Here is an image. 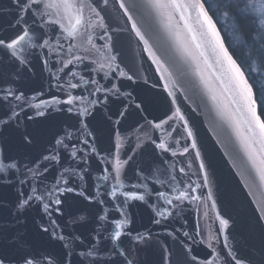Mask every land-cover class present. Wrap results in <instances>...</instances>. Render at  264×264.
Returning a JSON list of instances; mask_svg holds the SVG:
<instances>
[{
	"label": "water",
	"instance_id": "1",
	"mask_svg": "<svg viewBox=\"0 0 264 264\" xmlns=\"http://www.w3.org/2000/svg\"><path fill=\"white\" fill-rule=\"evenodd\" d=\"M205 11L232 55L207 7ZM18 14L23 13L13 0H0V36L17 30ZM103 15L108 39L98 43L109 46L115 58L113 66L119 63L125 78L112 81L120 93L106 100L101 96L103 103L95 108L83 105L93 112L80 118L87 128L77 123V117L69 114L66 106L51 100L53 95L61 99L64 96L50 81L52 61L43 63L44 54L39 48L28 56L27 66L0 49V88L23 93L32 105L18 109V121L0 124V160L8 162L12 158L21 163L15 175L0 172V256L6 258L5 264H19L26 253L37 258L36 264H68L69 256L71 264H81L80 258L72 255L84 250L76 238L87 244L102 226L115 230L114 223L121 225L117 246L127 250L126 257H115V264H206L208 260L234 264L232 257L241 258L243 264H264V180L260 177L259 158H252L258 145L249 147L248 126L232 90L229 63L226 58L217 63L219 47L215 54L207 43L197 48L176 14L169 23L154 9L145 7L133 13L135 20L129 22L109 0ZM132 23H136L142 39L132 30ZM188 24L198 36L201 26L196 23L195 13H191ZM94 58L108 62L101 60L100 54ZM77 75L85 73L78 71ZM128 75L133 80H127ZM11 103L15 107L22 102L13 99ZM6 110V105H0V113ZM121 111H126L124 117L118 115ZM165 120L170 128L167 124L154 128ZM70 125L83 129L80 138L86 136L90 147L86 162L79 166L70 159L51 165L45 182L50 188L55 186L54 177L63 172L67 179L76 169L73 183L67 185L74 191L64 192L61 197L62 212L49 217L42 203L37 206L35 202L18 209L20 192L28 191L27 186L21 189L17 182L24 172L23 165L48 155ZM153 139L157 143L163 140L170 146L169 151L160 152ZM116 145L121 147L117 149ZM129 157L132 159L125 164ZM140 170L146 182L140 179ZM117 174L118 184L111 178ZM59 187L61 191L65 188L63 180ZM153 188L167 191L168 198L185 191L189 198L168 206L172 214L156 224L153 221L160 219L157 208H164L154 194H149ZM141 195L144 200L138 199ZM101 215L107 216V224L98 220ZM221 219L228 221L227 226L220 223ZM45 227L48 233L42 231ZM53 232L65 239L54 238ZM138 235L145 239L137 242ZM111 246V242L105 245ZM102 255L105 264L113 258L111 251ZM83 264L93 261L85 259Z\"/></svg>",
	"mask_w": 264,
	"mask_h": 264
},
{
	"label": "snow or ice",
	"instance_id": "2",
	"mask_svg": "<svg viewBox=\"0 0 264 264\" xmlns=\"http://www.w3.org/2000/svg\"><path fill=\"white\" fill-rule=\"evenodd\" d=\"M13 2L23 14L17 15L15 25L17 30H14L13 34L0 36V49L4 50L18 64L27 66L29 63L28 56L32 55L36 48H39L44 54L42 62L48 64L49 60L52 61L50 65L52 72L49 73L50 81L55 82V88L64 96L61 99L53 95L51 100L66 106V111L77 117V123L83 124L84 128H87L85 121L80 118L91 116L93 112L83 105L87 104L95 108V106L103 103L101 96L106 100L108 96L120 93V88L112 81L113 79L122 80L125 78L120 64L116 63L113 66L112 61L115 58L110 55L109 46L98 43V41L108 39V26L105 23L106 17L103 13L108 9L109 0H13ZM112 6L117 11L122 12L129 22L135 20L133 13L145 7L154 9L162 17L168 19L169 23L172 15L176 14L179 16V21L187 28L192 41L196 42L195 46L197 48L207 43L215 54L217 47H219L220 52L217 55V63L221 61V58H226L229 63V70L233 74L230 76L232 90L236 97V103L239 105V111L248 126L249 147L251 148L253 144L258 145L252 158L253 160L259 158L260 177L264 180V122H262L257 111L256 93L254 88L248 85L238 61L230 55L221 42L213 21L205 11L206 0H203V2L202 0H146L145 3H137L136 0H132V3H127L126 0H112ZM191 13L196 14V23L201 26V31L198 33L199 40L197 34H193V28L188 24ZM260 23L261 27H264V20ZM132 30L136 32L137 37L143 38L136 23H132ZM177 38L179 39V37ZM181 46L185 52H188L183 43H181ZM29 49L32 51H29ZM97 54H100L101 60L107 59L108 62H99L94 58ZM188 54L191 55L190 52ZM78 71H82L85 75L78 76ZM126 79L131 81L133 77L128 75ZM78 90L82 91L79 95H76L75 92ZM13 99L22 103H18L13 107L11 103ZM41 103L45 102L41 101ZM0 105L7 106V110L0 113V124L4 126L9 125L13 120H19L20 111L18 109L22 110L26 106L32 107L28 104L23 93H17L9 87L0 88ZM81 106H83V111H80ZM37 115H43V112H37ZM118 115L124 117L126 111L118 112ZM31 118L29 117V119ZM169 119H174V117ZM180 119H183V117L181 116ZM149 123L151 124V122ZM165 124L169 128L171 127L168 121L165 120L156 123L154 128L159 129ZM257 130H259L258 135ZM82 134L83 129L77 127V125H70L63 138L55 141V146L48 155H42L23 165L24 172L17 182L21 185V189L27 186L28 191L26 193L24 191L20 192L17 200L18 209L22 210L25 207H30L35 202L37 206L42 203L43 209L49 217L62 212L64 200L61 197L64 192L74 191L73 188L67 187V185L73 183L76 169H73V176L67 179L63 172L58 177H54L56 181L54 187H48L45 182L48 179V173L52 170L51 165L53 163L60 164L62 159H70L77 162L79 166L86 162L90 142L86 136L81 139ZM189 135L191 134L189 133ZM25 139L28 140L29 138L26 136ZM151 142L162 153L168 152L170 149V146L166 145L163 140L157 143L153 139ZM115 147L119 149L121 145ZM81 153L83 155H80ZM173 154L176 155V153ZM131 159L132 157H129L125 164ZM20 168L21 163L12 158H9L8 162L0 160V172H12L15 175V172ZM80 178L84 179V176L81 175ZM111 178L117 184L120 182L118 174ZM140 179L144 182L147 181L143 170H140ZM175 179L176 177L173 176L172 180ZM60 180H63L65 184L63 191L59 187ZM156 183L157 181H153V184ZM160 184L163 186V182H160ZM132 187L136 188L137 185L133 184ZM172 190L175 191V188ZM149 194H154L164 208L163 211L157 208L160 219L153 221L156 224L161 223V220L167 219V215L172 214L168 206L173 205L175 201H183L189 198V193L185 191H181L179 196L168 198V192L161 191L159 188H153ZM80 195H84V193L81 192ZM109 195H114V192L109 193ZM52 196H56V198L51 199ZM138 199L144 200V196L141 195ZM45 200H47L46 203H44ZM99 203L103 204L104 201ZM261 211H264V209H261ZM261 218L264 219V217ZM98 220L104 221L105 224L108 223L105 215L99 216ZM50 223L56 224L57 221L51 220ZM220 223L227 226L228 221L221 219ZM114 228L115 230H110L108 227L102 226V230L95 232L87 244L77 237L76 240L79 246L84 250L74 252L72 255L78 256L81 264L85 259H91L93 264H105L102 252L106 253L108 251L113 253V258L107 260L106 264H115V257H126L127 250L117 246V242L122 236L121 225L114 223ZM42 231L48 233L49 229L45 227ZM53 237L60 240L65 239L63 235L56 237L54 232ZM143 239L145 237L137 236V242ZM108 242H111V248L105 247ZM209 255L211 256L212 253ZM228 255L231 256V252ZM5 259V257L0 256V264H5ZM36 259L35 256L26 253L20 257L19 264H36ZM192 259L195 261L196 257L193 256ZM232 260L234 264H243L242 259L239 257H232ZM68 264H71L70 256ZM123 264H130V262L125 261ZM206 264H213V262L208 260Z\"/></svg>",
	"mask_w": 264,
	"mask_h": 264
},
{
	"label": "rangeland",
	"instance_id": "3",
	"mask_svg": "<svg viewBox=\"0 0 264 264\" xmlns=\"http://www.w3.org/2000/svg\"><path fill=\"white\" fill-rule=\"evenodd\" d=\"M210 7L214 10L215 16L218 21L221 23L225 34L230 40V43L233 47L239 48L237 50L238 54L241 56V60L244 62L247 72L257 81L262 82L264 79V61L258 64V61L254 60L252 57L247 56V51L245 50L244 45L241 42V36L237 30L234 28L233 15L228 11V5H233L236 7L237 11L248 14L254 30L258 31V34L255 33L254 37H260L264 40V27H261V21L264 20V0H230V3L221 4L218 0H206ZM222 3L224 0H221ZM251 37L250 40L251 46L256 45V38ZM239 43V44H238ZM242 47V49H241ZM263 48V47H261ZM241 49V50H240ZM257 51V52H256ZM253 54L260 59L264 60V49L260 50L258 48L253 49ZM258 53V54H257ZM248 57V58H247Z\"/></svg>",
	"mask_w": 264,
	"mask_h": 264
},
{
	"label": "trees",
	"instance_id": "4",
	"mask_svg": "<svg viewBox=\"0 0 264 264\" xmlns=\"http://www.w3.org/2000/svg\"><path fill=\"white\" fill-rule=\"evenodd\" d=\"M218 2H222V1L221 0H218ZM227 3L229 4L230 3V0H224L222 4H224L226 6ZM207 5H208V7L210 9L209 11H211L210 13H211L212 17L216 21L217 18L215 16L214 10L210 7V5L208 4V2H207ZM228 11H229V13L231 15H233V20H235V23H236V29L235 30H237V32H239V34L241 36V42H242V45H244L245 50L247 51V56L248 57H252L254 60H256V62L258 61V64L260 62H263L264 61L263 59H260L257 56L252 55L253 54L252 53L253 52V49L255 47L258 48V49H260V50H263L264 49V40L261 39L260 37H254L255 36L254 34L255 33L258 34V31L257 30L256 31L254 30V26L252 25V22L250 20V16L248 14H244V13L238 12L237 9H236V7L233 6V5H228ZM217 25H218L219 29L222 32V35H223V38H224L225 43H227V45H228L227 46L228 49H230V52L231 51L233 52L234 58L236 57L235 59L238 61V63L240 64V66L244 70V72H245L246 76L248 77V79H249L252 87L255 90L256 99H257V103H258V111H259V114L261 115V117H262V119L264 121V79H263L262 82H257L249 74V72H247L246 67H245V64L241 60V58H240L241 56L237 52V50H239V48L237 47V50H236V48L231 45L229 38L227 37V35L225 34L223 28L221 27V24H217ZM251 37L256 38V45H254V46H251V44H250V40H252ZM261 47H263V48H261ZM241 49H242V47H241Z\"/></svg>",
	"mask_w": 264,
	"mask_h": 264
},
{
	"label": "flooded vegetation",
	"instance_id": "5",
	"mask_svg": "<svg viewBox=\"0 0 264 264\" xmlns=\"http://www.w3.org/2000/svg\"><path fill=\"white\" fill-rule=\"evenodd\" d=\"M221 4H222V2H220ZM206 7H207V9H208V11L210 10L209 9V7H208V5H207V1H206ZM209 12H211V11H209ZM240 12V11H239ZM242 13V12H241ZM211 14V13H210ZM245 14V13H244ZM216 22V24H221L219 21H218V19L215 21ZM234 28L236 29V23H235V20H234ZM226 45H227V43H226ZM228 46V45H227ZM230 50V49H229ZM232 52V51H231ZM232 54H233V52H232ZM233 56H234V54H233ZM236 58V57H235Z\"/></svg>",
	"mask_w": 264,
	"mask_h": 264
}]
</instances>
